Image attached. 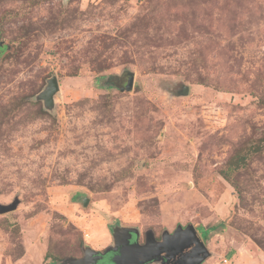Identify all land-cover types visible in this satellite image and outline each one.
<instances>
[{
	"label": "rangeland",
	"instance_id": "1",
	"mask_svg": "<svg viewBox=\"0 0 264 264\" xmlns=\"http://www.w3.org/2000/svg\"><path fill=\"white\" fill-rule=\"evenodd\" d=\"M0 42V264H62L117 224L264 264V0H0Z\"/></svg>",
	"mask_w": 264,
	"mask_h": 264
},
{
	"label": "flooded vegetation",
	"instance_id": "2",
	"mask_svg": "<svg viewBox=\"0 0 264 264\" xmlns=\"http://www.w3.org/2000/svg\"><path fill=\"white\" fill-rule=\"evenodd\" d=\"M128 77V76H127ZM120 80L119 78H116ZM124 80V77L121 78ZM197 231V230H196ZM175 230L167 231L161 229L159 231H154L152 229L146 231H139L136 228H127L120 224L114 225L112 227V233L115 235L117 241L123 242L127 241L129 238L130 244H126L125 248L118 247L114 243L113 235L110 237L113 238V244L110 242L99 250V254H105L103 256V261L97 262V264H116L114 258L122 253L124 250H128L131 253V257L122 260L120 257L119 264H136L142 255L138 253L143 246L149 243V251L146 253L151 257V261L147 264H195L201 257L206 253L205 249L196 243L192 239L190 232L181 231L178 238H174ZM197 235L202 242L206 244V236H201L197 231ZM117 249L116 252L112 250ZM82 256L78 258H82ZM205 262H203L204 264Z\"/></svg>",
	"mask_w": 264,
	"mask_h": 264
},
{
	"label": "water",
	"instance_id": "3",
	"mask_svg": "<svg viewBox=\"0 0 264 264\" xmlns=\"http://www.w3.org/2000/svg\"><path fill=\"white\" fill-rule=\"evenodd\" d=\"M3 46H4V43L0 42V48H2ZM133 85H134V77L130 76L126 87L121 88V91L122 92L124 90L131 91L133 89ZM59 90H60V85H59L58 78L56 76H54L48 80L46 88L38 95L37 99L44 102V106L47 110H53L55 107V96L59 92ZM188 93H189V88L184 87L183 95H187ZM81 201H82V204L84 206H87L89 203V198L84 197L81 199ZM18 204H19V201H16L15 203L10 204V205L0 204V214H6V213H9V212L15 210L17 208ZM182 230L186 231V233L190 232L192 235V239L196 243H200V245L205 249V251H206L205 255L203 257H201L195 263V264H203V262H205L208 258L211 257V253L209 252L208 248L205 246L204 242H202L200 240V238L198 237L197 231H196L194 225L189 224L186 227L179 225L177 227V229L175 230L173 237L178 238ZM113 237H114V243L118 247L125 248L126 244H128V245L130 244L129 238L127 239V241L124 240L123 242H119V241H117L115 235H113ZM148 242L145 246H143L140 250H138V253L140 255H142V257H141V259H139V261L136 264H147L148 262H150L152 260L151 257H149V255L146 254L149 251V243ZM116 250L117 249H114L112 251L116 252ZM104 255L105 254H99L98 251H96L95 249H93L90 246H84V255L82 258H78V259L77 258H69V259L65 260L62 264H97V262L103 261ZM117 257H120V259L125 261V259L131 257V253L128 250H124ZM117 257L114 258V262L116 264H119V259Z\"/></svg>",
	"mask_w": 264,
	"mask_h": 264
},
{
	"label": "trees",
	"instance_id": "4",
	"mask_svg": "<svg viewBox=\"0 0 264 264\" xmlns=\"http://www.w3.org/2000/svg\"><path fill=\"white\" fill-rule=\"evenodd\" d=\"M3 48V47H2ZM2 48H0V50H3ZM243 160V157H241V156H238L237 157V160H236V163H238L239 164V162H241ZM235 169H236V165L235 166H233V164H231L228 168H227V170L224 172V178L226 179V180H229L230 179V177L233 175V173H234V171H235ZM23 257V255H21L20 256V258H22ZM46 257L48 258V254L46 255ZM80 257V256H79ZM19 258V259H20ZM70 258H77L78 259V257H70ZM62 262H64V261H62Z\"/></svg>",
	"mask_w": 264,
	"mask_h": 264
},
{
	"label": "built area",
	"instance_id": "5",
	"mask_svg": "<svg viewBox=\"0 0 264 264\" xmlns=\"http://www.w3.org/2000/svg\"><path fill=\"white\" fill-rule=\"evenodd\" d=\"M227 263V260H225V264Z\"/></svg>",
	"mask_w": 264,
	"mask_h": 264
},
{
	"label": "crops",
	"instance_id": "6",
	"mask_svg": "<svg viewBox=\"0 0 264 264\" xmlns=\"http://www.w3.org/2000/svg\"><path fill=\"white\" fill-rule=\"evenodd\" d=\"M24 258H25V256H24ZM23 260V259H22Z\"/></svg>",
	"mask_w": 264,
	"mask_h": 264
}]
</instances>
